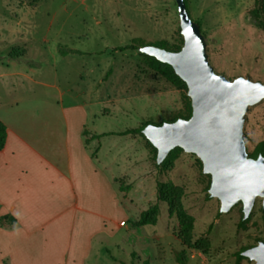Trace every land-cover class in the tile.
<instances>
[{
	"label": "rangeland",
	"instance_id": "obj_1",
	"mask_svg": "<svg viewBox=\"0 0 264 264\" xmlns=\"http://www.w3.org/2000/svg\"><path fill=\"white\" fill-rule=\"evenodd\" d=\"M185 1L214 72L264 83V33L247 16L255 0ZM182 39L175 0H0V52L31 59L53 92L78 93L64 104L85 105L84 144L115 176L117 202L105 210L88 264H254L241 252L264 242L261 197L245 219L240 201L221 212L195 154L179 151L161 167L142 132L123 134L186 114L187 90L152 70L139 50L149 43L174 50ZM131 42L138 47L117 49ZM60 45L82 53L61 55ZM33 88L40 96L44 86ZM242 139L248 156L264 140V99L245 112Z\"/></svg>",
	"mask_w": 264,
	"mask_h": 264
},
{
	"label": "crops",
	"instance_id": "obj_2",
	"mask_svg": "<svg viewBox=\"0 0 264 264\" xmlns=\"http://www.w3.org/2000/svg\"><path fill=\"white\" fill-rule=\"evenodd\" d=\"M9 55L0 52L6 61L0 64V122L6 127L0 149V264H88L106 226L105 210L117 202L115 176L98 166L84 144L85 105L64 104L66 96L78 93L53 92V84L37 80V68L27 64L31 59ZM17 62L27 70L17 69ZM39 83L40 96L33 88ZM26 88L34 93L22 94ZM90 143L99 152L100 139ZM4 216L9 218L1 221Z\"/></svg>",
	"mask_w": 264,
	"mask_h": 264
},
{
	"label": "water",
	"instance_id": "obj_3",
	"mask_svg": "<svg viewBox=\"0 0 264 264\" xmlns=\"http://www.w3.org/2000/svg\"><path fill=\"white\" fill-rule=\"evenodd\" d=\"M175 1L182 47L172 51L145 44L139 50L169 64L185 82L191 114L158 125L147 123L142 133L155 147L158 164L175 147L195 154L210 176L208 193L219 200V210L227 212L240 201L245 219L256 197L262 198L264 210V156H248L242 139L244 114L264 99V83L243 76L228 79L214 72L198 23L190 17L185 0ZM241 254L254 264H264V242Z\"/></svg>",
	"mask_w": 264,
	"mask_h": 264
},
{
	"label": "trees",
	"instance_id": "obj_4",
	"mask_svg": "<svg viewBox=\"0 0 264 264\" xmlns=\"http://www.w3.org/2000/svg\"><path fill=\"white\" fill-rule=\"evenodd\" d=\"M185 3H186V1H185ZM247 16H248V19H249L250 23L252 25H254L255 27L261 29L263 31V33H264V0H255L253 7L248 10ZM143 45H145V44H143ZM157 45L160 46V47L166 48L168 50H173L171 48L166 47L164 44H157ZM182 45H183V39L181 40V42H180V44L178 46H175L173 51H178L182 47ZM136 47H138V46H136V44L131 42V43H129L127 45H124V46H121V47H119L117 49L125 50V49L136 48ZM57 49H58L59 54H61V55H66V54H69V53H77V54H81L82 53L80 50L67 48L66 46H61V45L58 46ZM17 55L18 54L10 53L9 56L10 57H17ZM144 55L148 59L149 66H150V68L152 70H154L155 72L163 75L167 80H169L174 85L187 90L185 82L183 80H181V78L174 72L173 68L169 64L160 62L156 58H154L152 56H149L147 54H144ZM27 64L28 65H34L33 62H27ZM190 114H191V104H190V98H189L186 114L185 115H178V116H176V117H174L172 119H169L168 121H173V120H175V119H177L179 117L188 118L190 116ZM162 122H164V121H162ZM146 124L147 123L143 124L139 128H134L132 130H126V131L123 132V134L142 132V128ZM101 135H107V133L101 134ZM5 139H6V127L4 126L3 123L0 122V149L4 146ZM154 150L156 152L155 147H154ZM179 151H182V149L180 147L173 148L172 150H170V152L168 153L167 157L160 164H158L157 162L156 163L158 164V166L165 167L170 160H172V159H174L176 157V154ZM259 154L264 156V140L259 141L255 145L253 151L251 152V154L249 156L257 157ZM149 210L143 212V215L148 213ZM8 218H9L8 216H4V217H2L1 221L7 220Z\"/></svg>",
	"mask_w": 264,
	"mask_h": 264
},
{
	"label": "built area",
	"instance_id": "obj_5",
	"mask_svg": "<svg viewBox=\"0 0 264 264\" xmlns=\"http://www.w3.org/2000/svg\"><path fill=\"white\" fill-rule=\"evenodd\" d=\"M120 224H124V221H121Z\"/></svg>",
	"mask_w": 264,
	"mask_h": 264
}]
</instances>
